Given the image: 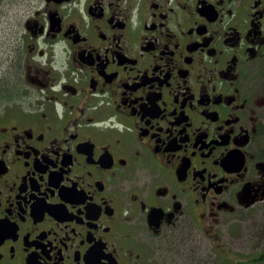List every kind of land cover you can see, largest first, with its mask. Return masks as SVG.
<instances>
[{
	"label": "flooded vegetation",
	"instance_id": "flooded-vegetation-1",
	"mask_svg": "<svg viewBox=\"0 0 264 264\" xmlns=\"http://www.w3.org/2000/svg\"><path fill=\"white\" fill-rule=\"evenodd\" d=\"M8 2L0 264H258L264 0Z\"/></svg>",
	"mask_w": 264,
	"mask_h": 264
},
{
	"label": "rangeland",
	"instance_id": "rangeland-1",
	"mask_svg": "<svg viewBox=\"0 0 264 264\" xmlns=\"http://www.w3.org/2000/svg\"><path fill=\"white\" fill-rule=\"evenodd\" d=\"M9 0H0V52L7 48L6 38L8 37V22L11 23L14 20V12L17 8L13 4L8 2ZM18 2V0H14ZM13 25V23H11ZM237 238L238 250L247 251L252 247L260 252L264 249V204H258L255 208L248 211L246 219L243 221H237ZM215 257V252L209 253ZM242 262L245 258L240 259ZM258 264H264V260L258 262Z\"/></svg>",
	"mask_w": 264,
	"mask_h": 264
}]
</instances>
